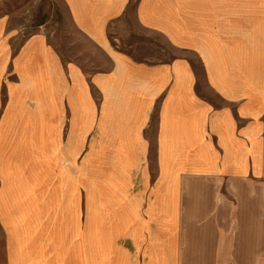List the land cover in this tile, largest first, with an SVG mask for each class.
<instances>
[{"label":"crops","instance_id":"1","mask_svg":"<svg viewBox=\"0 0 264 264\" xmlns=\"http://www.w3.org/2000/svg\"><path fill=\"white\" fill-rule=\"evenodd\" d=\"M55 1L0 18V264H264V0Z\"/></svg>","mask_w":264,"mask_h":264},{"label":"rangeland","instance_id":"2","mask_svg":"<svg viewBox=\"0 0 264 264\" xmlns=\"http://www.w3.org/2000/svg\"><path fill=\"white\" fill-rule=\"evenodd\" d=\"M0 18H10L21 32L33 33L57 30L61 27L63 10L56 8L55 0H0ZM46 22V24L44 23ZM181 264H203V244H182ZM196 258H189V252ZM200 252V254H197Z\"/></svg>","mask_w":264,"mask_h":264}]
</instances>
